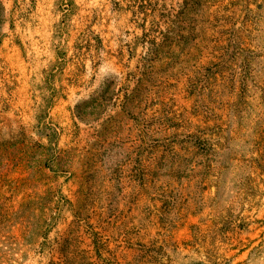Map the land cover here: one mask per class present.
Masks as SVG:
<instances>
[{"label":"rangeland","instance_id":"obj_1","mask_svg":"<svg viewBox=\"0 0 264 264\" xmlns=\"http://www.w3.org/2000/svg\"><path fill=\"white\" fill-rule=\"evenodd\" d=\"M157 1L151 63L127 0H0V264H264V6L215 73Z\"/></svg>","mask_w":264,"mask_h":264},{"label":"trees","instance_id":"obj_2","mask_svg":"<svg viewBox=\"0 0 264 264\" xmlns=\"http://www.w3.org/2000/svg\"><path fill=\"white\" fill-rule=\"evenodd\" d=\"M232 4L236 8L235 10L242 11V14L238 18H235V11L230 14ZM177 5L180 9L179 13L181 14L186 10H195L196 8L201 14L200 35L214 47V56L212 59L213 65L217 69L215 70L216 73V71L221 70L220 67L225 56L228 53L234 54V47L231 50H228L229 48L224 50L223 48L225 41L228 39H233L234 41L235 39L234 33L237 30L236 23L231 22V20H240L239 24L253 27L260 19V12L264 6V0H180ZM127 6L132 16L142 21V23L140 22L138 24L142 32L136 37V40L145 47L144 58H149L148 61L153 63L159 60L162 55H171L172 47L182 37L183 30L173 26L174 23L171 22L170 13L166 12L164 14L160 12L162 10L157 0H127ZM148 16L150 25L146 27L143 21ZM244 45L247 46V44ZM240 46L242 47L239 50L244 51L243 44H240ZM249 50L250 48L245 51L248 52ZM250 51L251 53L254 52V50ZM235 55H238V52L233 56ZM146 68L147 66L143 67V69ZM134 97L131 99L134 103H138V99ZM48 264L58 263L51 258Z\"/></svg>","mask_w":264,"mask_h":264}]
</instances>
